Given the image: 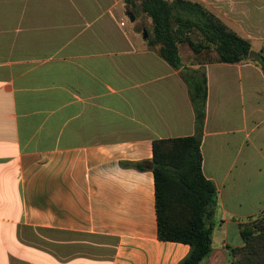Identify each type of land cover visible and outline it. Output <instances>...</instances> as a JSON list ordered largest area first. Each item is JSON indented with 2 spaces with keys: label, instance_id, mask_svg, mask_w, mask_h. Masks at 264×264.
I'll list each match as a JSON object with an SVG mask.
<instances>
[{
  "label": "crops",
  "instance_id": "1",
  "mask_svg": "<svg viewBox=\"0 0 264 264\" xmlns=\"http://www.w3.org/2000/svg\"><path fill=\"white\" fill-rule=\"evenodd\" d=\"M264 49V0H193ZM124 0H0V264H179L158 237L153 141L195 133L189 88ZM188 63L190 66L198 64ZM203 171L213 251L264 217V73L209 62ZM218 239L217 243L216 240Z\"/></svg>",
  "mask_w": 264,
  "mask_h": 264
},
{
  "label": "trees",
  "instance_id": "2",
  "mask_svg": "<svg viewBox=\"0 0 264 264\" xmlns=\"http://www.w3.org/2000/svg\"><path fill=\"white\" fill-rule=\"evenodd\" d=\"M135 15L152 22L148 46L156 49L189 88L195 112V133L153 141L150 160L130 162L140 170H152L155 178L158 237L190 245L179 264H202L213 251V232L219 191L203 171L202 142L207 118L209 62L253 63L264 73V49L253 50L243 37L215 12L193 0H124ZM135 5V7H134ZM179 43L197 55L190 66L181 60ZM244 245L229 246L234 264H264V217L242 223Z\"/></svg>",
  "mask_w": 264,
  "mask_h": 264
},
{
  "label": "rangeland",
  "instance_id": "3",
  "mask_svg": "<svg viewBox=\"0 0 264 264\" xmlns=\"http://www.w3.org/2000/svg\"><path fill=\"white\" fill-rule=\"evenodd\" d=\"M128 9L130 11H132L131 8L128 7ZM135 16H136V19H137V20L135 19L136 23H137L136 26H137L138 30L141 32L142 35L144 33V29L151 30L152 22H151V19L149 17L143 15L142 13H139V14H137ZM178 48H179V53H180L181 60H182V62L184 64H188V63H191V62H194V61H200L205 56L204 54H203V56L202 55H197L185 43H179ZM257 49H258V46L255 45L253 47V50L257 51ZM217 241H218V239L216 240V243H217Z\"/></svg>",
  "mask_w": 264,
  "mask_h": 264
},
{
  "label": "water",
  "instance_id": "4",
  "mask_svg": "<svg viewBox=\"0 0 264 264\" xmlns=\"http://www.w3.org/2000/svg\"><path fill=\"white\" fill-rule=\"evenodd\" d=\"M134 7H135V5H134ZM129 17H130L131 21H135V19H136V16H135V14L132 11H129ZM143 36L145 38H147V36H148V32H147L146 29H144Z\"/></svg>",
  "mask_w": 264,
  "mask_h": 264
}]
</instances>
